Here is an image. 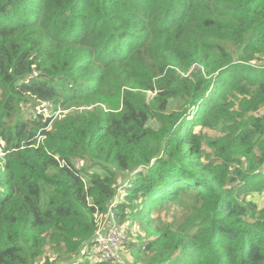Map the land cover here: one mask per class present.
<instances>
[{
  "label": "trees",
  "instance_id": "1",
  "mask_svg": "<svg viewBox=\"0 0 264 264\" xmlns=\"http://www.w3.org/2000/svg\"><path fill=\"white\" fill-rule=\"evenodd\" d=\"M1 142L0 264H118L116 196L121 264H264V0H0Z\"/></svg>",
  "mask_w": 264,
  "mask_h": 264
},
{
  "label": "built area",
  "instance_id": "2",
  "mask_svg": "<svg viewBox=\"0 0 264 264\" xmlns=\"http://www.w3.org/2000/svg\"><path fill=\"white\" fill-rule=\"evenodd\" d=\"M46 110V109H45ZM40 138V137H39ZM39 141V139H38ZM17 148H13L16 150ZM3 143L0 144V156H5ZM119 196H116V199ZM111 204L106 213H96L97 229L92 239L94 252L99 255V260H111L115 263H125L121 253V245L128 238L126 228L117 222L115 212L112 209L117 200ZM125 232L127 236H125ZM89 247V246H88ZM86 247V249H89ZM126 264H129L128 262Z\"/></svg>",
  "mask_w": 264,
  "mask_h": 264
},
{
  "label": "rangeland",
  "instance_id": "3",
  "mask_svg": "<svg viewBox=\"0 0 264 264\" xmlns=\"http://www.w3.org/2000/svg\"><path fill=\"white\" fill-rule=\"evenodd\" d=\"M148 95H151V96H153V94L150 92V93H148ZM177 105H178V100H176V99H172V101H171V104H170V107L171 108H175V107H177ZM44 107H45V111H48L49 110V107H50V104L49 103H45L44 105H43ZM23 108H24V110L28 113V114H34L35 112H36V110H37V108H29L28 106H23ZM68 110H64V111H58L57 113H56V115L58 116H60V115H62V114H64V113H66ZM151 125L152 126H155V127H158L159 126V124L158 123H156L155 121H151ZM39 139V141H40V138H38ZM76 164H77V166L78 167H87V168H89V170L91 171V168H90V163L87 161V160H85V159H78L77 161H76ZM94 169H97V170H100L99 168H94ZM49 190V189H48ZM264 197V196H263ZM119 198H120V196L116 199L117 201H116V203L118 202V200H119ZM258 198H261V197H257V199ZM263 199V198H262ZM47 202V194H44V200L42 199L41 200V204H42V206H45V203ZM115 203V204H116ZM262 203L264 204V201L262 200ZM115 212V211H114ZM115 218H116V213H115ZM117 220V219H116ZM118 222V221H117ZM133 236L134 237H137L138 235H143V232H142V229L141 228H139L138 226H137V224H135V229L133 230ZM125 236H127V234H126V232H125ZM88 250V249H87ZM52 257H54V256H52ZM91 258H92V260H93V258L95 259V258H97V259H99V255L97 254V253H95V252H93L92 254H91Z\"/></svg>",
  "mask_w": 264,
  "mask_h": 264
}]
</instances>
